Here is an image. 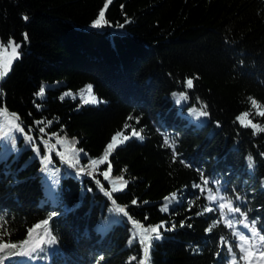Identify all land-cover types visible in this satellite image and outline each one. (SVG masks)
Masks as SVG:
<instances>
[{"label":"trees","instance_id":"16d2710c","mask_svg":"<svg viewBox=\"0 0 264 264\" xmlns=\"http://www.w3.org/2000/svg\"><path fill=\"white\" fill-rule=\"evenodd\" d=\"M102 10L108 24L91 28ZM44 83L61 85L41 100ZM89 85L106 104L62 99ZM253 99L264 111V0H0V245H16L0 264L243 263L238 231L264 236V116ZM190 109L208 115L196 124ZM125 136L109 155L114 178L57 153L71 141L100 158Z\"/></svg>","mask_w":264,"mask_h":264},{"label":"rangeland","instance_id":"374dc122","mask_svg":"<svg viewBox=\"0 0 264 264\" xmlns=\"http://www.w3.org/2000/svg\"><path fill=\"white\" fill-rule=\"evenodd\" d=\"M91 28H95L93 26H90ZM59 85H61L60 83H56V84H47L44 83L43 84V88H44V93L43 95H38L37 98L38 99H45L46 96V91L48 88L50 87H58ZM65 96L62 98H66V97H70L71 99L75 100V101H79L76 109H81L83 106L86 105H93V106H98L101 104H106L105 101L99 99L92 91L89 92L88 88H86L85 90H81V91H71V90H65ZM93 97L95 98V103H93ZM87 101V102H86ZM179 106L182 108L184 106V103L182 100L179 101ZM253 111L255 112V114L257 116H261L259 115L260 112H264L260 106L256 103V105H253ZM252 111V113H253ZM183 114H186V111L183 112ZM190 115L194 116V122L196 124H200L201 119L203 120V117L197 118L192 112H190ZM262 117V116H261ZM1 118H3V120L6 122L7 120H10V117L8 116L7 113H1ZM250 121V118L247 117L244 119V123L245 124H249L248 122ZM261 129H263V127H261ZM7 130H4L3 134L0 135V138H4V135H7ZM20 134V132H17ZM126 142V140H117V147L123 145ZM3 146L5 147V149L8 150V153H12V152H16V150H12V143L10 142V140H6L4 139L3 141ZM33 148H37V146L33 145ZM56 148H57V153L61 155V157L63 159H65L66 161H72V163H76V161H79V164H77V166H79V168H83L84 169V173L89 174L91 176H96V175H102L103 172L107 171L109 164L105 163V164H92L93 160H101L104 158V155L100 158H95V159H89L86 160L84 158H86V152L78 147L77 143L71 142V141H65L62 142L60 140H58L56 142ZM40 157H42L41 153H40ZM108 161H110V166H111V173L109 174V176L105 179H108L109 177H113V168L114 166L112 165V161L111 159L108 157ZM69 169V168H67ZM71 170V169H69ZM116 178V177H115ZM126 183L123 182V187H125ZM245 225V224H244ZM243 225L242 230L238 231L239 236L243 235L246 237L245 240L241 241L240 240V245L242 244L244 246V251H243V257L246 256L247 259H244L243 263L240 264H264L263 259L260 255L261 253V241L259 238L258 233L253 236L251 234V229L250 226H248L247 228H245ZM234 264H239L238 262H234Z\"/></svg>","mask_w":264,"mask_h":264},{"label":"snow or ice","instance_id":"6c2138e0","mask_svg":"<svg viewBox=\"0 0 264 264\" xmlns=\"http://www.w3.org/2000/svg\"><path fill=\"white\" fill-rule=\"evenodd\" d=\"M108 3H111V0H108ZM104 7H105V9H107L108 4H105ZM22 19H23L24 21H27V20H28V16H27V15H22ZM107 24H108V21L105 19V11L102 10V11L99 12V14H98V18L95 19V20L93 21L92 26H93V27H96V28H99V27H102V26L107 25ZM22 36H23V38H24V41L26 42V41L28 40L27 33H23ZM20 47H22V44H16L15 47H13V53H14L17 57L19 56V53H18L16 50H17L18 48H20ZM186 86H187L188 89H192L193 86H194L193 79H191V78L187 79ZM91 90H92V86L89 85V86H88V91L91 92ZM43 93H44V88H43V86H42V87L40 88V91H39L38 95H43ZM173 95H175V94H173ZM62 98H63V97H62ZM185 99H187V97H186L185 95L181 94V96H180V100H185ZM86 102H87V101H86ZM95 102H96V101H95V98L93 97V103H95ZM177 103H179V100L177 101ZM251 103H252L253 105H256L257 102L253 99V100L251 101ZM205 107H206V106H205ZM190 111H191V112H192L197 118L205 117V116L208 115V113H207L206 111H202V110H201V111H197L196 109H190ZM259 115L264 116V112H260ZM247 116H248V113L245 112V113L243 114L242 117H237V119L240 120V122H241L242 124H244V118L247 117ZM129 119H131V117H129ZM137 123H138V121H137ZM248 123L251 124V121H249ZM244 126L247 127L248 125L245 124ZM252 126H253L254 128H255V127H258L257 125H252ZM125 127H128V126L126 125ZM17 128H18L19 132H21V133L24 132V128H23V127H20L19 125H17ZM38 131H39V132H44V128L41 127V128L38 129ZM260 131H264V129H260ZM118 135H119V134H118ZM131 135H132V136H139V133L136 132L135 130H133V132L131 133ZM128 138H129V137L125 136V137H124V140H127ZM28 139H29V141H31V140H32V137L29 136ZM164 143H165V144H168V140L165 139V140H164ZM116 146H117V139H116V137H113V138H112V141H111L110 143L107 144V151H105V153H104V158L101 159V160H93V161H92V164H105V163H108V164H109V167H108L107 171H105V172L102 173V175H103L105 178H107V177L109 176V174L111 173V171H112L111 166H110V161H108V157H109L110 153L116 148ZM247 160H248V166H249V167H252V166H253V157H252L251 155H249V156L247 157ZM67 163H68L71 167L76 168L77 164H79V161L77 160L76 163H72V161H67ZM79 171H80V172H83L84 169H83V168H80ZM96 183H99V181H96ZM204 183H207V181L205 180ZM105 194H106V195H109V196L111 195V193H105ZM175 195H176V194L174 193L173 196L175 197ZM237 198H238V197H237ZM211 199L215 200L216 197L213 196V197H211ZM133 203H136V201H133ZM225 207H226V205L223 204V203H221V204L219 205V210H222V209H224ZM227 207H228L229 211H234V212H236V213H239V212H240V208H239L238 206H237L236 208L233 209V208L231 207V204L229 203V204L227 205ZM168 210H169V209H168V205L165 204L164 207H163V209H162V211H164V212H168ZM119 211H120V212H124V209H123V208H120ZM207 211H208V212H212L213 209H212V208H208ZM125 216H127V213H125ZM43 223H44V224H48V223H49V220H48V219H45V220L43 221ZM252 223H253V225H254V224H255V221H253ZM165 224H166V222H162L160 226L153 227V228L150 229V231L153 232V233H158V228L164 226ZM188 226L191 227V225H188ZM35 227H36V228H40V227H41V224H37ZM175 227H176V225H175V224H172L171 227L168 228L167 230H169V231L174 230ZM180 227H184V222H183V221L181 222ZM229 227H231V222H230V221H229ZM244 227L247 228L248 225L245 224ZM33 230H35V229H33ZM209 231H211V229H209ZM251 234H252L253 236H255V235L257 234L254 226H253V228L251 229ZM160 238H161V237L159 236V234H157V236L155 237V239H157V240L160 239ZM148 239H149V237L145 236L143 239H141V240L139 241L140 244H144V245H145L144 248H143V253H144V255H145V258L147 257V254H148V252H149V247H148V245L145 243ZM239 239H240L241 241H243V240L246 239V237L243 236V235H241V236L239 237ZM221 240H223V238H221ZM260 240L264 241V236H260ZM48 243H49V244H53V243H55V238L53 237L51 240L48 241ZM130 243H131V241H130ZM7 247L15 248L16 245H15V244H10V245H9V244H4V245H0V251H3V249H4V248H7ZM237 247L240 249L241 252L244 251V246H243L242 244H241V245H237ZM38 249H39L40 251H43V249L40 247V244H37V245L32 249V252H36ZM228 251H229V252L232 251V249H231L230 246L228 247ZM261 254L264 255V253H261ZM233 258H234V255H233ZM242 259H247V257L244 256V257H242Z\"/></svg>","mask_w":264,"mask_h":264}]
</instances>
